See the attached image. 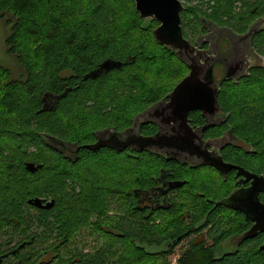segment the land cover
<instances>
[{
	"label": "trees",
	"instance_id": "obj_1",
	"mask_svg": "<svg viewBox=\"0 0 264 264\" xmlns=\"http://www.w3.org/2000/svg\"><path fill=\"white\" fill-rule=\"evenodd\" d=\"M256 1L244 0V15L253 16V8L264 11V4ZM252 16L244 21L250 24ZM0 19L10 27L4 47L17 65L15 75L0 67V148L14 159L5 162L0 157V249L3 255L14 256L3 264L31 261L32 252L27 251L38 240L37 235L26 234L30 227L25 224L22 206L28 199L41 198V187L47 190L46 182L52 185V180L76 183L81 189L75 198L64 199L62 204H58L53 190L54 207L39 210L47 215L58 206L57 222L61 225L65 221L59 243L51 248L64 245L75 233L88 228L101 234L106 244L120 245L125 264H171L168 259L175 254L176 246L197 234L192 228L197 214L210 206L205 198L195 195L197 185L188 183L179 190L178 198L167 200L172 205L167 211L147 216L148 208L140 206L133 190L154 185L161 160L167 163L166 159L128 148H82L78 159L71 160L49 147L42 137L46 134L80 147L93 144L94 132L106 128L119 132L129 127L137 114L171 92L188 70L173 53L155 43L152 30L158 25L150 22L144 26L131 0H0ZM214 22V17L204 14L191 38L205 24L219 26ZM181 28L184 36L186 31ZM254 43L256 53L264 57V29ZM104 62L121 67L100 70ZM242 81L220 84L218 101L228 127L223 133L218 129L221 126L211 128L205 139H224L231 145L221 154L224 161L264 176V68H252ZM111 82L116 83L110 86ZM256 83L261 85L255 87ZM241 86L248 87L254 96L252 106L246 98L237 99L239 91L234 90ZM45 97L53 107L44 108ZM189 122L192 128L203 125L198 115H192ZM8 125L12 129H6ZM33 125L36 128L28 130ZM154 127H146L141 134L154 135ZM30 145L36 153L28 150ZM25 163L42 168L30 174L24 169ZM82 166L93 167L100 176L85 170L81 176L78 169ZM175 168L173 178H186L185 168ZM206 196L214 200L212 195ZM178 199L181 202L177 207ZM240 220L245 223L242 216ZM178 239L182 241L173 247ZM194 243L191 240L180 248L183 250L176 264H264V252L257 250V244L219 260L212 248ZM83 263L79 255L62 260V264Z\"/></svg>",
	"mask_w": 264,
	"mask_h": 264
},
{
	"label": "water",
	"instance_id": "obj_2",
	"mask_svg": "<svg viewBox=\"0 0 264 264\" xmlns=\"http://www.w3.org/2000/svg\"><path fill=\"white\" fill-rule=\"evenodd\" d=\"M131 1L135 12L144 21V26H148L150 22L158 24L152 30L155 43L173 53L176 59L188 69L187 75L168 95L137 114L132 119V126L128 129L119 132L113 128L98 130L93 133L95 142L81 147L77 144L62 142L46 134L42 136L44 141L49 147L61 152L71 160L78 159V152L82 148L92 151L102 148L123 151L128 148L130 151L147 152L190 168L208 165L214 167L220 173L224 170L228 172L235 169L233 166L223 163L219 155V151L228 145L224 143V139L213 142L203 140V133L216 124L213 122L214 117L221 112L217 100L218 88L213 78V67L218 61V57L214 55L213 50H210L211 47L207 51L198 49L203 44L200 42V36L196 39L194 45L184 39L180 18L183 7L177 0ZM263 27L264 17L256 21L242 38L250 39ZM119 67H121V64L113 65L104 62L99 69L107 71ZM246 69L247 67L243 66L242 58L236 51L234 59L225 65L223 81H235L245 77L247 74ZM43 102L45 109L53 107V102H49L48 98L45 97ZM196 111L201 113L205 125L193 130L188 124V116ZM148 124L154 125L157 132L152 136L144 137L140 134V129ZM208 147L212 148L211 152L207 151ZM41 168V165L33 163L24 164L25 171L30 174L38 172ZM237 175L254 178V185L257 183L262 185L264 181L262 176L249 175L241 169H238ZM258 190L256 188L241 193L237 206H230L232 209L242 211L248 219V216H250V222L256 224L254 227L256 233L253 230L246 238L264 233V207L260 206L257 199L256 193ZM236 197L237 195L232 194L229 200L236 201ZM26 204L36 210L49 211L54 207L55 202L54 200L46 201L35 197L28 199ZM21 247H23V244ZM262 249H264V245Z\"/></svg>",
	"mask_w": 264,
	"mask_h": 264
},
{
	"label": "flooded vegetation",
	"instance_id": "obj_3",
	"mask_svg": "<svg viewBox=\"0 0 264 264\" xmlns=\"http://www.w3.org/2000/svg\"><path fill=\"white\" fill-rule=\"evenodd\" d=\"M243 2L240 4L241 11H243V5H244ZM242 13H244V11ZM184 14H185V9H183V11L181 12V15H184ZM246 16L249 17L252 15H246ZM263 17H264V11H261L259 15L255 16L253 21L256 22L262 19ZM180 18L182 19V16H180ZM205 21L210 22L208 19ZM214 23L219 25L217 26L218 28H215V30L228 33L226 29H223L221 27L231 28L228 26L220 25L218 24L217 21ZM209 25L210 24H205L203 29L199 30L200 32L198 31L197 36L193 40L188 41V42L194 45L196 39L199 36H201L203 32L208 31L209 27H207L206 30H205V27ZM231 29L233 30V31L231 30L233 35L235 36V38H237L236 44L234 43V48L237 51V53L240 55V57L242 58L243 66L247 67L246 76L250 74V71L252 68H256V67L264 68V65L261 64L260 62V59H264V57L256 53V45L254 43L256 37L260 34V32H262L264 27L260 31H258V33L252 35L250 39L242 38V36L248 32L249 24L245 26L243 31L238 30L237 28H231ZM209 34H211V32H209L207 35ZM213 38L202 37L200 39V42H202L203 44L200 48L204 51H207L210 47L213 48L212 44L213 43L216 44V37L213 36ZM217 47L219 51L216 49ZM217 47H215V49L213 48L212 50L214 52V55L218 57V61L215 63L213 67V72H214L215 67L216 68L219 67L221 69V74H222L220 79H216L213 75L214 82L218 88V95H217V100H218V96H219L220 89H221L220 84H222L223 82H230V81L240 82L242 81L243 78L237 79L235 81L234 80L223 81L224 70H225L227 58L229 56V51L223 53L222 46L219 47L217 45ZM218 105H219V101H218ZM192 115H198L202 118L203 125L200 127H203L205 125V120L202 117L201 113L196 111V112L190 113L188 116V124L190 127L191 125L189 122V118ZM222 118L224 119L225 116H222L221 112L214 117L213 122L216 124L212 127H209L203 133L204 141H208L205 139V134L211 128H217V126H221V128H218V129H221L222 133L227 129L228 126L225 124V121ZM151 125L152 124L142 126L140 129V134L141 133L144 134V129ZM131 126H132V122L130 126L125 129H128ZM152 126L154 127V125ZM154 128L157 131V128L156 127ZM192 129L195 130L197 128L193 127ZM123 130H120V131H123ZM227 144H228L227 146L223 147V149L219 151V155L221 156V158H222V155H221L222 152L230 148L231 146L229 143ZM235 144L243 146L238 142H236ZM207 151L211 152L212 148L208 147ZM142 154H145V153H142ZM158 161L160 162L159 159ZM222 161L223 163L233 166L235 169H232L231 171H228V172L224 170L223 172L220 173V171L208 165L201 166L198 168H190L189 166H182L181 164L176 163L175 161L166 160L167 163H164V161L162 162L161 160V166H159L158 168V172L160 171V174L158 173L159 175L157 174V176L159 177L154 178L155 184L150 186L149 189H142V188L136 187L133 190V193H135L134 195L139 198L140 206L142 208H148L147 216H150L151 214H154L155 216L156 214H160L162 210L167 211L170 208V206H172L167 200L168 199L174 200L175 198H178L179 190L182 189L184 186H186L188 183L192 185H197V190H196L197 194L195 195H197L198 198L199 197L205 198V201L207 202V204L210 205L208 206L209 208L208 210L202 209L201 214H197L198 218L193 222L194 225L192 226V228L195 232H197V234L190 236L189 239H187L186 241H182L181 239L180 240L178 239L179 241L176 244L173 243L174 244L173 247H175L179 242L182 241L180 245L178 244L180 247L176 246L177 250L175 251V254L172 255V257L168 259V260H171V262L174 264L177 263L180 252L183 250V249L181 250L180 248L182 246L183 247L188 246L189 241L191 240L193 241V243L195 241L194 244L203 243L206 247L212 248L214 251H216L215 252V255L217 257L216 259H219V260L223 258H227V257L228 258L233 257V255L240 253L241 249L247 248L248 246H252L255 244L258 245L257 250L259 252H264V249H262V246L264 245V233H258L254 237L246 238L253 232L256 224L254 222H250L249 220L250 216H248L249 217L248 219L242 211L232 209L230 207L232 205L237 206L238 198L241 197L240 196L241 193L246 192L248 190L251 191L256 188L259 189L256 193L257 199L260 203V206L264 207V181L262 185L260 183H257L254 185L255 183L254 178H245L243 175H237V174H238V169H241L242 171L249 173V175L253 174V175L262 176L263 179H264V176L262 174H258L254 172L252 168H248L247 170L246 167L242 168L241 166H234L233 164L224 161L223 158H222ZM168 164H171L172 166H168ZM177 166H180V168H183V169L185 168L188 171L187 172L188 175H186V178L176 179L172 177L173 172L176 170L175 167ZM163 172H165V174ZM226 188H228V191ZM232 194L237 195V197L235 198L236 201H234L233 199L229 200ZM206 195H212L214 200L213 201L210 200L209 196H206ZM180 202L181 201L178 199V203L176 204L177 207L179 206ZM175 208L172 209L173 212ZM241 216L243 217L244 222L246 224L241 222L240 220ZM192 217L193 215L189 212L188 218L191 219ZM239 223H240V226L238 228ZM254 232L256 233L255 230ZM11 245H12L11 247H14L16 244L15 242H12ZM13 257L14 256H7V254L3 255L2 250L0 249V264H3V262H7V259H13ZM17 260L18 259H15L14 261H17Z\"/></svg>",
	"mask_w": 264,
	"mask_h": 264
},
{
	"label": "rangeland",
	"instance_id": "obj_4",
	"mask_svg": "<svg viewBox=\"0 0 264 264\" xmlns=\"http://www.w3.org/2000/svg\"><path fill=\"white\" fill-rule=\"evenodd\" d=\"M178 1L180 2L183 9L187 10V12L184 15H181L182 16L181 25L184 27L186 31L184 35L186 38L184 39H186L187 41H191L197 36V33H196V35L193 38H191L193 28L194 27L196 28V22H198V20L201 17H203L204 14L214 17L216 21H218L219 23H222L221 25L230 26L232 28H234L233 26H235L237 29L242 28V27H245L248 23L244 21L247 19L248 16L244 15V13H242L243 11H241V8H240V4L244 0H241V1L239 0H178ZM251 1H256V0H251ZM256 2H257L256 4H264V3H261V2H264V0H257ZM225 4H226V7H225ZM260 12L261 10H259L258 8L257 9L253 8L250 13H252L253 18H255V16L260 14ZM229 16H231V19L229 18ZM242 17L244 19H242ZM254 23L255 21L251 22L249 24V28ZM207 27H209L208 31H205L203 33L201 31L202 35L200 36V39L202 37L213 38V36H215L216 44L213 43L212 47L215 49V47H217L218 45L219 47L222 46L223 53L229 51V56L226 61V64H227L229 61L233 60L236 55L234 43L236 44L237 38H235V36L233 35L232 33L233 30L231 28H226V27H223V28L227 29L228 33L215 30V28H218V27L216 25H212V23L209 26H206L205 30L207 29ZM9 29H10L9 25L5 24L4 21L0 19V67L7 70L9 73L15 75L17 72L16 71L17 65L15 61L13 60V58L6 53L5 47H4V39L7 36ZM196 29H198V27ZM209 32H211V34L207 35ZM213 48H210V50L212 51ZM198 49L202 50L201 48H198ZM216 49L219 51L218 47ZM260 62L261 64L264 65V59H260ZM182 65L186 67L184 64ZM213 75L216 79H220V77L222 76L221 69L219 67L217 68L215 67ZM240 82L242 83L244 81H240ZM113 83H116V82H113ZM113 83L111 82L109 85L111 86V84ZM256 84L257 85H255V87H258L261 85V84L259 85V83H256ZM255 87L254 85L251 86V88H255ZM247 88L248 87L241 86L233 90H234V93L239 91L240 96L237 97V99L246 98V100H249L247 102L248 105L252 106L254 102V96L252 95V93L249 92L250 89H247ZM247 96H248V99H247ZM262 114H264V112H262ZM5 128L12 129L10 125L6 126ZM35 128H36V125H33L28 130H33ZM24 144L26 145L27 143L25 142ZM28 150L30 152L36 153L35 149H33L31 145L29 146ZM0 157L5 162L11 161L13 159V156L9 152L2 150L1 148H0ZM13 161L14 159L11 162ZM93 167L88 168V166L86 167L82 166V167H79L78 172L81 175V171L85 170V172L92 174V176H100L99 174L95 173L94 170H92ZM36 180L37 179H34V181ZM47 180L49 181L50 178ZM52 181L54 183L52 185H50L51 182H46L48 184L47 190H44V188L42 187L40 190L39 185L41 184H38V189L40 190L39 194L41 198H44L47 201L51 200V194H52L51 192L53 190H54L53 195L56 196L58 200V204H62V200L64 199L75 198L79 194L78 190L81 189V187H79L76 183L62 181V184H61V183L55 182V180H52ZM26 205L22 206V213L25 217V224L26 225L29 224V227H30L29 230L26 232V234L37 235L38 241L34 246L29 248V250L27 251L28 253L32 252V255H30L32 259L31 261L26 262L25 264H40L41 261L43 262V264H62V260L67 261L71 259L74 255L81 256L84 261L83 264H85V262L88 263V262H94V261L95 262L102 261V264H125L124 262L125 258L122 257L123 250H122V247H120V245L117 244L116 246H110L106 244L103 241L101 234H99L98 232L94 230L90 231V229L88 228H84L78 231L77 233H75L74 231L75 234L73 233L74 235L64 245L60 247H56V248H51L52 244L59 243L60 238L62 237V234L64 232L63 227L65 226V221L62 220L60 222L61 223L60 225L56 219L58 215L57 213L59 212L60 208H58L57 206V208H55L53 213L46 215V214H42L41 212H39V210L33 209L32 207L28 205L27 207ZM59 234H61L60 235L61 237L59 236ZM14 240L18 241L17 236L14 237ZM54 253L58 254L56 255L58 258H55L56 256L54 255ZM168 262H170L171 264H174L171 262V260H169Z\"/></svg>",
	"mask_w": 264,
	"mask_h": 264
},
{
	"label": "bare ground",
	"instance_id": "obj_5",
	"mask_svg": "<svg viewBox=\"0 0 264 264\" xmlns=\"http://www.w3.org/2000/svg\"><path fill=\"white\" fill-rule=\"evenodd\" d=\"M223 28V27H222Z\"/></svg>",
	"mask_w": 264,
	"mask_h": 264
}]
</instances>
